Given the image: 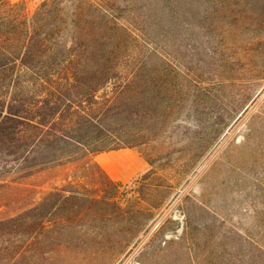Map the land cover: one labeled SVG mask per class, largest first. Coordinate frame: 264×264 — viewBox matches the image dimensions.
Wrapping results in <instances>:
<instances>
[{
	"label": "rangeland",
	"instance_id": "1",
	"mask_svg": "<svg viewBox=\"0 0 264 264\" xmlns=\"http://www.w3.org/2000/svg\"><path fill=\"white\" fill-rule=\"evenodd\" d=\"M6 31L47 37L52 61L100 36L114 63L146 66V94L138 146L94 156L119 186L78 160L0 186V221L64 185L84 197L65 235L0 222V264H264V0H0Z\"/></svg>",
	"mask_w": 264,
	"mask_h": 264
},
{
	"label": "trees",
	"instance_id": "2",
	"mask_svg": "<svg viewBox=\"0 0 264 264\" xmlns=\"http://www.w3.org/2000/svg\"><path fill=\"white\" fill-rule=\"evenodd\" d=\"M77 36L74 52L52 61L47 37L0 33V186L19 182L44 165L77 160L92 162L97 168L103 181L96 188L119 186L94 156L138 146L139 99L141 92L146 93L142 88L138 91L132 81L146 66L130 68L114 63L100 36L92 44L84 43L86 37L81 32ZM45 54L48 58L42 59ZM113 77H120V89H113L111 95L100 94L112 84ZM75 184L83 187L80 181ZM67 187L55 188L49 199L47 196L33 203L19 215L1 220V224L19 219V225H23L30 219L32 224L28 226L40 228L32 234L58 228L59 234L65 235L70 225L68 215L72 214L69 212H81L84 202L82 192ZM117 200L112 204L124 211ZM106 205L105 197L100 196L90 201L88 209H93L86 212H103ZM44 211L58 216L53 225L44 224Z\"/></svg>",
	"mask_w": 264,
	"mask_h": 264
}]
</instances>
